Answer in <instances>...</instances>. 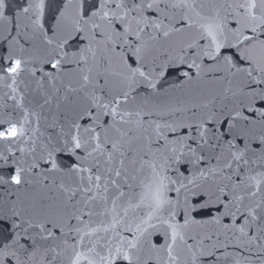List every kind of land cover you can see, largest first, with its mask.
<instances>
[{"label": "snow or ice", "instance_id": "obj_1", "mask_svg": "<svg viewBox=\"0 0 264 264\" xmlns=\"http://www.w3.org/2000/svg\"><path fill=\"white\" fill-rule=\"evenodd\" d=\"M7 7L0 264H264V0Z\"/></svg>", "mask_w": 264, "mask_h": 264}, {"label": "water", "instance_id": "obj_2", "mask_svg": "<svg viewBox=\"0 0 264 264\" xmlns=\"http://www.w3.org/2000/svg\"><path fill=\"white\" fill-rule=\"evenodd\" d=\"M6 3L8 5V7L5 10L6 14L9 16H12L18 10V7L24 3V0H6ZM7 47H8L7 42L0 39V56H6L7 55V51H6ZM45 70H47V69H45ZM38 75H39V73H38ZM174 77H175V74H173L172 78H174ZM67 79L68 78H66V82H67ZM21 81H22V83L20 84V88L22 91H25L28 94L27 98L29 100L35 99L36 101H39L40 100L39 93L33 91L36 87L33 78L28 76L27 74H24L21 76ZM25 84L28 85V88H25ZM3 91H7V89H0V94H2ZM9 103H11V101H9ZM45 114L46 115L49 114L47 108L45 109ZM44 123L45 122L42 120L41 121V124H42L41 130L42 131H44ZM61 159L65 163L70 162L67 159V156L61 157ZM7 171H8V169L5 168L3 171H0V174L6 175ZM5 191H6V189L3 186H0V197H3V195L5 194ZM12 191L14 192V195L9 197V199H14L15 195H20L23 197V196H30L33 194L30 189H21L19 193H15V190H12Z\"/></svg>", "mask_w": 264, "mask_h": 264}]
</instances>
